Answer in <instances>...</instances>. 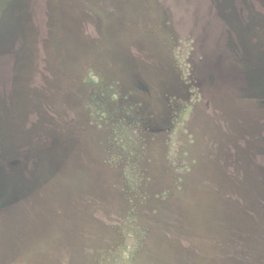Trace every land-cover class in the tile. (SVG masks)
<instances>
[{
	"label": "rangeland",
	"instance_id": "1",
	"mask_svg": "<svg viewBox=\"0 0 264 264\" xmlns=\"http://www.w3.org/2000/svg\"><path fill=\"white\" fill-rule=\"evenodd\" d=\"M0 264H264V0H0Z\"/></svg>",
	"mask_w": 264,
	"mask_h": 264
}]
</instances>
